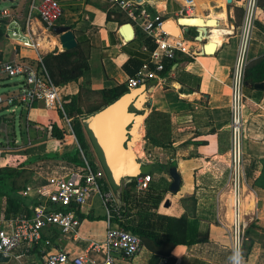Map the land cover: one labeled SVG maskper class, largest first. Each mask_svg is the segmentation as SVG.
I'll list each match as a JSON object with an SVG mask.
<instances>
[{"label": "crops", "instance_id": "obj_1", "mask_svg": "<svg viewBox=\"0 0 264 264\" xmlns=\"http://www.w3.org/2000/svg\"><path fill=\"white\" fill-rule=\"evenodd\" d=\"M13 1L14 12L21 30L38 44V48L21 47L16 44V41L11 40L15 42L14 49H0L5 55V61L35 62L39 56L44 57L56 51L63 52L59 38L53 30H48L36 17L27 21L29 0ZM56 1L63 10V16L56 27H69L75 33L77 40L83 38L90 43L91 89L118 85L128 87V79L140 70L155 50L153 40L148 38L141 27L131 21L125 13L111 8L107 0ZM240 1L234 0L232 5H228L226 0H195L196 9L192 18L197 19L196 21L202 20L204 26L208 20L217 21V26L209 29V39L212 38L214 31L219 33L214 40V43L218 45L216 53L203 55L205 42L196 43L194 45L197 52L196 58L190 63H185L184 60L187 57L178 54L179 61L175 63L172 71L164 74L168 80L165 85H160L157 80H154L137 88L140 93L147 94L148 98L144 99L145 103L142 104L146 115L141 124V136L135 152L139 158L141 157L142 162L147 164L144 166L146 171L143 174L153 176L149 194L157 195L162 199L157 209L149 211L150 218L145 222V226L157 234L164 235L167 217L179 218L186 213H193L189 205L182 204V200L192 196H195L197 200L194 211L197 222L194 226L198 228L197 239L203 242L189 247H177L174 251L176 264H227L229 259L230 249L226 227L222 226V224L228 225V211L224 203L227 193L222 192L230 170V91L228 86L235 64L239 44L238 31L243 18ZM260 1L259 17L250 51L251 61L264 54V0ZM146 6L151 14H160L165 24L169 21L177 24V21L182 18L183 0H162L147 3ZM110 13L112 15L108 17ZM127 23L133 25L135 32L134 39L130 42L125 40L122 30ZM184 25H187L189 29L187 32L195 29L194 38L198 36V27L201 26ZM182 29L184 31L186 29L183 27L180 29L181 37H184L185 33H182ZM22 54L25 56L23 57ZM130 60L133 62H128ZM169 62L170 60H164V65ZM83 82L84 80L81 79L79 82L71 83L63 88L62 92L65 96L77 95ZM0 84H2L1 79ZM245 95L247 105L244 145L248 189L244 193L246 199L243 206L249 215L247 219L250 229L248 228L246 234V242L252 246L248 253V264H264V89L246 87ZM24 109L11 114V117L8 116L11 120H15V125L14 127L8 125V128L12 130L10 134L7 133V136H4V141L11 140V146L16 149L9 158L7 167L17 171L29 170L31 181L35 178L39 179L34 184L43 183L50 175L63 172L62 169H58L67 166L69 162L62 159V156L75 149L71 147L75 142L68 136H65L64 140H58L50 131L49 127L53 125L59 128L64 127V119L60 112L48 111L42 103H37L36 108L28 110L26 116L24 115L26 109ZM154 110L170 115L171 143L169 146L153 147L144 141L146 119ZM141 112L137 111L140 113L138 115H141ZM16 116L29 117V120H26L30 121L31 127L25 130L26 134L20 130V138L23 142L17 139L19 136L16 131ZM85 136L89 145V158L104 171L107 185L105 189L114 194L115 206L121 215L120 198L127 183L121 179V185L114 187L86 130ZM137 137V129L131 126L130 138L135 140ZM70 140L72 142L68 143ZM21 142L22 145H20ZM139 146L142 147V151L139 150ZM46 155H55L58 158L50 160L45 158ZM172 164H175L182 179L181 188L177 194L170 191L172 179L169 173L161 171L163 167L169 168ZM39 171L44 172V175ZM215 181H220L222 184L218 191L212 190ZM167 201H170L168 207ZM251 205L257 214L252 215L246 210L247 206L251 208ZM139 211L140 204L133 206L132 216L127 218V220L131 219L130 222L135 226L140 222V216L136 214ZM77 213L82 222L75 237H65L58 231L46 229L43 237L51 241V246L42 243L30 252L22 247L9 257L10 262L0 264H44L47 253L61 251L74 256L82 254L92 243L102 244L107 232V210L100 198L93 196ZM5 215V207L1 203L0 220L8 221L17 217L6 220ZM113 224L120 225L115 218ZM113 257L116 264H161L162 262L161 256H157L145 246L136 257H127L121 252L113 253ZM91 258L100 262L104 256L92 253Z\"/></svg>", "mask_w": 264, "mask_h": 264}, {"label": "built area", "instance_id": "obj_2", "mask_svg": "<svg viewBox=\"0 0 264 264\" xmlns=\"http://www.w3.org/2000/svg\"><path fill=\"white\" fill-rule=\"evenodd\" d=\"M14 2V1H13ZM111 8L118 9L137 23L145 35L155 43V50L150 59L140 70L128 79V88L137 89L148 81L157 80L160 85L167 83L164 75V60H175L178 54L191 59L196 58L194 45L201 44L194 38L192 41L184 37H176L164 30V20L160 14H151L146 2L136 0H107ZM243 18L238 31L239 44L232 69L230 84V149L229 173L222 193H227L225 207L227 208L228 225L230 226L231 251L234 264H242L246 230L249 228V216L244 210V193L248 189V174L245 167V95L246 71L250 62V51L254 38V30L259 17L260 0H241ZM196 9L195 0H183L182 18H192ZM63 16V10L56 0H29L27 21L38 18L42 24L52 30ZM0 23L7 28V38L14 39L16 44L28 49H37L30 36L23 33L19 20L14 12V5L0 10ZM182 33H187L183 29ZM185 35V34H184ZM0 77L21 79L18 89L0 95V108L7 113L15 114L20 107L31 110L36 102L42 103L46 110L62 113L67 127H61L69 138L75 142L81 151L83 164L67 163L62 173L50 175L45 182L27 185L22 192L24 197L36 203L31 216L18 215L16 218L0 220V254L10 257L15 251L24 248L27 252L44 243L51 246L50 240L43 237L44 230L58 231L62 236L77 235L82 219L78 215L89 200L99 197L107 210V232L102 244L92 243L82 254L70 256L66 252H51L45 255L44 264H116L113 253L121 252L127 257H136L143 249L139 236L129 232L121 225H114L115 216L112 209L122 217L115 206L112 192L106 191L104 171L87 158L74 133L71 120L66 116L60 89L55 85L50 73L43 63V57L37 61L0 62ZM7 122L0 119V133L7 136ZM50 131L52 127L50 126ZM66 137V138H68ZM6 139L0 148V168L9 163L13 150ZM11 146V145H10ZM65 171V172H64ZM153 176L143 174L136 177V187L133 191L136 199H144L151 189ZM228 191V192H227ZM113 207V208H112ZM116 219V218H115ZM103 255L102 261L92 260L91 254ZM20 257V256H19ZM161 264H166L162 260Z\"/></svg>", "mask_w": 264, "mask_h": 264}, {"label": "trees", "instance_id": "obj_3", "mask_svg": "<svg viewBox=\"0 0 264 264\" xmlns=\"http://www.w3.org/2000/svg\"><path fill=\"white\" fill-rule=\"evenodd\" d=\"M111 15L112 13L108 14V17ZM7 33L5 24L0 23V41L6 39ZM90 54V43L82 38L78 40V47L72 51H56L43 57V63L50 73L55 85L60 89L61 94L63 88L67 85L79 82L81 79L84 80L77 95H61V99L64 103L63 105L66 116L71 120L77 140L81 148L87 151L88 156H90L88 153L89 145L85 136L84 120L89 116L101 112L129 92V88L126 85L105 87L96 90L91 89L89 80L91 79L92 69L90 64ZM4 61L5 55L0 51V62ZM178 61L177 58L172 61L170 60L169 63H165L164 74L172 71L173 66ZM191 61L192 59L188 57L184 60L185 63H190ZM128 62L133 61L130 60ZM140 66L141 65H139V67ZM258 83H264V54L257 59L250 60L246 71V87H253ZM91 96H97L98 100L90 101ZM20 109H22V107H20L19 110ZM0 110L5 111V108H1ZM61 115L64 116L62 113ZM145 115V111L141 112V116ZM0 119L3 122L15 125V120L8 118V115H2L0 116ZM170 125V115L154 110L146 119L145 143L152 145L153 147L169 146L171 143L169 138ZM52 134L58 140H64L66 135L65 131L57 125H53ZM45 158L51 160L57 159L58 156L46 155ZM62 159L73 164H83L78 148L65 153L62 156ZM171 167H175V164H172L169 168L163 167L161 171L167 172L168 174ZM24 175H26V171H17L16 169L7 166L0 168V206L2 203L5 207L6 220L22 214L31 216L33 213L36 203H33L30 199L24 197L22 193L27 184L31 181L30 176L26 177ZM135 187L136 178H134L132 182L127 184L123 189L120 198V212L122 211V219L120 220L118 218L117 212H115L114 209H112V213L121 227L141 238L143 246L157 256H161L166 264H176L177 259L174 256V251L177 247H189L198 242H203L201 239H197L196 231L198 228L194 226L197 222L195 219L196 217L194 216V211L197 206L195 196L187 197L182 200V204L186 206L189 205L193 213H186V215L179 218L167 217L165 219L166 227L164 235H161L146 227L145 222L150 218L149 211L157 209L162 203V199L160 197L158 198L157 195H150L148 193L149 195L139 202V200L133 196ZM139 204L140 211L136 214H139L140 222L135 226L130 222L131 219L127 220V218L128 216H132L133 206H138ZM249 229L246 230V234ZM251 247L252 246L250 245L246 250L247 253L243 255L242 264H248V253L251 251Z\"/></svg>", "mask_w": 264, "mask_h": 264}, {"label": "water", "instance_id": "obj_4", "mask_svg": "<svg viewBox=\"0 0 264 264\" xmlns=\"http://www.w3.org/2000/svg\"><path fill=\"white\" fill-rule=\"evenodd\" d=\"M138 2H159L162 0H136ZM228 5H232L234 0H226ZM194 21L193 18H181L177 21V27L174 21H169L164 24V30L174 35L183 27L189 31L187 25H183L184 21ZM210 24L217 25L215 20H208L206 27H198V36L196 41L204 43L203 55H213L216 53L218 45L209 39V29L212 28ZM175 28V31L173 28ZM216 27V26H215ZM125 34V40L130 42L134 39L135 32L133 25L127 23L122 27ZM53 33L59 38L62 50L72 51L78 47V40L75 33L69 27H55ZM178 36V37H179ZM177 37V36H176ZM254 89L263 90L264 83H258L253 86ZM141 95V98L138 97ZM147 94H142L138 89H129V92L123 95L119 102L111 104L101 112L89 116L84 120V127L90 136L93 146L98 153L102 165L106 170L109 179L113 182L114 187L120 186L121 179L124 182L131 183L136 176L143 175L145 171V162L137 156L135 150L139 145V138L141 136V124L144 116L138 115L137 111L143 112L142 104L147 99ZM133 113V114H132ZM137 114V115H136ZM135 124V125H133ZM131 126L137 129L138 137L134 140L130 138ZM172 183L170 191L177 194L180 191L182 179L177 167H171L168 171ZM129 181V182H127ZM170 206V201L166 203ZM10 261L9 257L0 254V263H7Z\"/></svg>", "mask_w": 264, "mask_h": 264}, {"label": "rangeland", "instance_id": "obj_5", "mask_svg": "<svg viewBox=\"0 0 264 264\" xmlns=\"http://www.w3.org/2000/svg\"><path fill=\"white\" fill-rule=\"evenodd\" d=\"M14 4V2H13V0H0V10L1 9H4V8H9V7H11L12 5ZM195 35H196V31H195V29H191L190 30V32H187V33H185V35H184V37L186 38V39H188V40H193L194 39V37H195ZM10 39V38H9ZM6 40V41H5ZM5 40H1L0 41V46H1V48L0 49H2V48H4L3 50H11V49H14V47L16 46L15 45V42H13V41H15L14 39H10V40H8L7 38L5 39ZM11 40H13V41H11ZM13 44L15 45V46H13ZM1 51V50H0ZM15 51V50H14ZM13 51V52H14ZM22 56L24 57L25 55H23L22 54ZM26 60H28V59H26ZM22 61V60H21ZM23 62H31V60H29V61H23ZM31 63H34V61L33 62H31ZM0 79L2 80V84H0V95L1 94H6V93H8V92H11V91H14V90H17L18 89V85H19V82H20V80L21 79H19V78H12V79H7V78H5V77H0ZM141 90V89H140ZM62 96L64 95V93L62 92V94H61ZM138 97L139 98H141V95H138ZM98 100V97L97 96H91V100L90 101H93V100ZM117 102H119V100L117 101ZM37 103H39V102H36L35 104H34V106H33V108L35 107L36 108V106H37ZM116 103V102H115ZM114 103V104H115ZM113 104V105H114ZM25 110V109H24ZM28 113V110L26 109L25 111H24V115L26 116V114ZM43 114H44V112H43ZM133 114V113H132ZM1 115H8V116H10L11 117V113H7L6 111H2V110H0V116ZM32 115H33V113H32ZM31 115V117H33ZM137 115V114H136ZM25 116H16V131H17V133H18V140H20V141H22L23 139L22 138H20L21 137V133H20V130H23V132L25 133V130L28 128V127H31V125H30V121H28L29 119V117L27 116L26 118H25ZM26 119H28V120H26ZM30 125V126H29ZM63 125V124H62ZM133 125H135V124H133ZM9 126L11 127H14V125H11V124H9ZM10 127L7 129V131H8V134H10L11 133V130L12 129H10ZM64 127H66L67 129H68V127H67V124H66V122L64 121ZM30 130V129H29ZM26 134V133H25ZM4 136H5V134L2 132V133H0V148L2 147V145L4 144V143H6L5 141H4ZM12 137V136H11ZM11 141V140H10ZM10 141H8L9 142V147H10V149L11 150H13L14 151V149H16V148H14V147H12V146H10L11 145V142ZM23 142V141H22ZM20 143V145H22L23 143ZM25 143H26V141H24ZM72 141L70 140L68 143H71ZM17 143V142H16ZM67 143V144H68ZM14 145V144H13ZM52 147V146H51ZM71 147H75L76 148V145L74 144L73 146H71ZM49 149H53V148H49ZM82 149V151H83V153H84V155L87 157V158H89V156H88V154H87V151L86 150H83V148H81ZM139 150L140 151H142V147H140L139 146ZM139 151V152H140ZM80 155H82L81 154V151H80ZM141 156H143V154L141 153ZM141 158V157H140ZM90 159V158H89ZM91 160V159H90ZM13 163H14V161H13ZM13 165V164H12ZM95 165V164H94ZM145 169V171H146V167L144 168ZM39 170V169H38ZM155 170H156V168H155ZM40 172V171H39ZM30 171L29 170H26V175H24V176H26V177H29L30 176ZM41 173V172H40ZM41 174H43L44 175V172L43 173H41ZM169 175V174H168ZM40 177V176H39ZM171 178V177H170ZM39 179H37V178H35L33 181H31V183L29 184V185H32V184H34L35 183V181H38ZM33 182V183H32ZM164 182V181H163ZM28 185V184H27ZM222 187V184H221V182L220 181H215V183H213V187H212V190H214V191H218L220 188ZM228 192V191H227ZM246 198H243V201L245 200ZM224 201H225V199H224ZM225 203V202H224ZM253 207H252V205H251V208H250V206H247V211H249V213H252V215L253 214H257V212L256 211H253V209H252ZM230 226L228 227L227 226V228H226V233H227V241H228V243H229V249H230V251H228V257H229V259H227V264H234V262H233V255H232V251H231V237H230V234H229V231H230ZM250 246V244L248 243V242H246L245 241V244H244V251H243V255L244 254H246L247 253V248ZM10 262V261H9ZM11 262H13V260H11Z\"/></svg>", "mask_w": 264, "mask_h": 264}, {"label": "bare ground", "instance_id": "obj_6", "mask_svg": "<svg viewBox=\"0 0 264 264\" xmlns=\"http://www.w3.org/2000/svg\"><path fill=\"white\" fill-rule=\"evenodd\" d=\"M188 19H190V18H188ZM193 19H194V18H193ZM215 21H216V20H215ZM216 22H217V21H216ZM182 23H183V25H184V24H188V25H197V24H198V25L201 26V27H206V26H208L207 24H206V26H204V23H203L202 20H200V19H199V21H196V20H194V21H188V20H187V21H185V22L183 21ZM175 25H176V24H175ZM210 26L215 27V26H217V25H212V24H210ZM176 27H177V26H176ZM172 28H173V26H172ZM173 30L175 31V28H173ZM218 34H219V33H218L217 31H214V32H213V36H212V38H210L212 42H214V40H215V38L217 37ZM179 35H180V33H179V32H176L175 36L178 37ZM42 45H43V44H42ZM45 45H46V44H45ZM45 45H44V46H45ZM47 46H48V45H47ZM52 46H53V45H52ZM45 47H46V46H45ZM39 49H40V47H39ZM47 49H48V48H47Z\"/></svg>", "mask_w": 264, "mask_h": 264}, {"label": "clouds", "instance_id": "obj_7", "mask_svg": "<svg viewBox=\"0 0 264 264\" xmlns=\"http://www.w3.org/2000/svg\"><path fill=\"white\" fill-rule=\"evenodd\" d=\"M237 264H238V262H237Z\"/></svg>", "mask_w": 264, "mask_h": 264}]
</instances>
